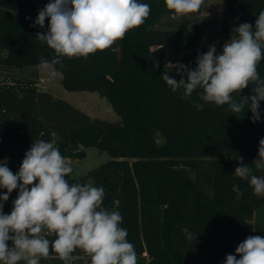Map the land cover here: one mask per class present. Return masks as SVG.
I'll return each instance as SVG.
<instances>
[{"label": "trees", "instance_id": "obj_1", "mask_svg": "<svg viewBox=\"0 0 264 264\" xmlns=\"http://www.w3.org/2000/svg\"><path fill=\"white\" fill-rule=\"evenodd\" d=\"M214 1L222 6L221 34L235 36L233 28L254 24L264 10V0ZM48 2L0 0L3 71L36 78L39 57L54 55L35 36L47 31L48 20L44 28L32 26ZM141 2L150 5V15L124 39L87 58L65 57L64 67L56 66L66 91L99 94L119 121L92 118L32 82L6 86L0 81V162L18 171L32 143L49 140L53 130L66 159L83 160L90 148L106 152L111 160L87 178L105 188L102 206L121 213L138 264H224L248 236L264 237V196H255L249 183L234 175L238 162L229 158L237 152L249 166L258 158L264 101L260 121L253 123L248 105L238 114L227 105L197 110L190 101L203 103L201 90L181 100L180 91L172 92L161 74L179 81V64L196 67L203 32L190 24L200 11L180 17L166 9L164 0ZM257 71L264 80V59ZM253 86L242 95H252Z\"/></svg>", "mask_w": 264, "mask_h": 264}, {"label": "clouds", "instance_id": "obj_2", "mask_svg": "<svg viewBox=\"0 0 264 264\" xmlns=\"http://www.w3.org/2000/svg\"><path fill=\"white\" fill-rule=\"evenodd\" d=\"M164 3L175 16L183 17L199 12L204 0ZM150 12V5L141 0H49L32 26L44 28L48 20L47 31L35 36L54 55L39 57L38 67L54 80L59 75L56 66L63 68L65 57L87 58L111 48L142 25ZM232 32L236 35L223 44L221 52L217 53L218 41L209 45L207 52L197 57L195 68L179 64V81L168 72L161 78L172 92L180 91L181 100L187 101L201 90L198 95L203 103L190 101L197 110H203L205 104L227 105L228 111L238 114L248 105L252 122L257 123L260 102L264 101V80L257 71L264 59V10L254 24L241 23ZM158 66L153 64L154 69ZM250 84L254 85L252 95H242ZM234 93L240 95L239 101ZM60 140L53 130L49 140L34 141L16 173L0 162V189H6L0 193V264H40L51 252L63 264H70L77 250L90 264H138L135 246L127 239L128 230L121 226V213L102 206L105 188L66 179L74 169L61 154ZM229 158L238 162L234 175L247 181L255 196H264V175L255 174L264 173V138L259 140L258 158L252 166L237 152ZM14 190L18 194L6 214L4 205ZM224 264H264V237L248 236L235 248V254L226 255Z\"/></svg>", "mask_w": 264, "mask_h": 264}, {"label": "rangeland", "instance_id": "obj_3", "mask_svg": "<svg viewBox=\"0 0 264 264\" xmlns=\"http://www.w3.org/2000/svg\"><path fill=\"white\" fill-rule=\"evenodd\" d=\"M29 1L36 6H39L41 3V0ZM217 3L218 5H220V15L222 6L220 2ZM210 10H212L210 12V16H212V19L191 18V21L193 22L192 24H190L191 28L205 32L200 44H198L196 49L199 56L207 52L208 46L216 43L217 41L219 42L216 43L217 53L221 52L223 44L232 36V34H221L218 31L220 19H216L215 8H211ZM175 20L180 21L181 19H170V21L172 22H174ZM163 22L167 23L169 22V20L164 19ZM37 73L38 77L34 78L29 76V72H25L22 74H19L18 71L8 73L0 68V81L8 83L5 84L6 86H10L13 83L19 82V84L21 85L25 84L26 82H32L33 85H37L38 89H42L44 92L51 93L53 96L71 104L72 106L88 114L92 118H98L108 122L119 121V116L113 111L109 102L99 94L89 92H68L61 84L62 75L59 72V75L54 80L48 79L41 69H38ZM40 79H44L45 83L40 84ZM110 160L111 157L108 153L100 152L96 148H90L87 150V156L85 159L68 161V163L73 167L74 172L69 177H66V179H68L70 183L93 185V183L87 178L88 173ZM50 239H54V237H50ZM82 260L83 259L74 258L71 262H78Z\"/></svg>", "mask_w": 264, "mask_h": 264}, {"label": "crops", "instance_id": "obj_4", "mask_svg": "<svg viewBox=\"0 0 264 264\" xmlns=\"http://www.w3.org/2000/svg\"><path fill=\"white\" fill-rule=\"evenodd\" d=\"M218 1H214V0H207L204 1L203 7H201L200 9V15H199V19H212V16H210V12L212 10H210L211 8H215L216 9V19H219V11H220V5H218L217 3ZM221 3V2H220ZM205 34V32H203L202 36L199 39L198 44H200L201 39L203 37V35ZM40 69L39 67L36 69V71ZM66 161H71V159H66ZM13 173H16L17 171H12ZM6 192V189H1L0 193ZM18 191L14 190L10 197L9 200L5 203L4 205V209L3 211L7 214L10 213L11 209H12V201L17 197ZM79 255H81V253H75L74 256L78 257ZM42 261H45V264H63V261H61L58 256L54 253L51 252L48 258H42L40 263H42ZM21 264H23V262H21ZM70 264H90V261H86V260H82V261H78V262H70Z\"/></svg>", "mask_w": 264, "mask_h": 264}, {"label": "built area", "instance_id": "obj_5", "mask_svg": "<svg viewBox=\"0 0 264 264\" xmlns=\"http://www.w3.org/2000/svg\"><path fill=\"white\" fill-rule=\"evenodd\" d=\"M45 80L44 79H40V84H44ZM39 86V85H38ZM50 238V237H49ZM78 259H83L86 261H90L89 258L82 252L81 255H79L78 257H76Z\"/></svg>", "mask_w": 264, "mask_h": 264}]
</instances>
